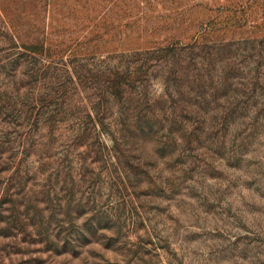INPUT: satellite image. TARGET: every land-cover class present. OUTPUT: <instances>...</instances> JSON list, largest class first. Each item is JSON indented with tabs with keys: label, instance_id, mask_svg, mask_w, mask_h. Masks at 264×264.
<instances>
[{
	"label": "rangeland",
	"instance_id": "obj_1",
	"mask_svg": "<svg viewBox=\"0 0 264 264\" xmlns=\"http://www.w3.org/2000/svg\"><path fill=\"white\" fill-rule=\"evenodd\" d=\"M0 264H264V0H0Z\"/></svg>",
	"mask_w": 264,
	"mask_h": 264
}]
</instances>
